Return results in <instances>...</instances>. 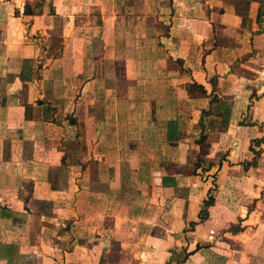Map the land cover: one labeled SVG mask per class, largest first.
<instances>
[{"label": "crops", "instance_id": "1", "mask_svg": "<svg viewBox=\"0 0 264 264\" xmlns=\"http://www.w3.org/2000/svg\"><path fill=\"white\" fill-rule=\"evenodd\" d=\"M262 136L264 0H0V264H239Z\"/></svg>", "mask_w": 264, "mask_h": 264}, {"label": "rangeland", "instance_id": "2", "mask_svg": "<svg viewBox=\"0 0 264 264\" xmlns=\"http://www.w3.org/2000/svg\"><path fill=\"white\" fill-rule=\"evenodd\" d=\"M53 25H54V27L56 26V27H59V28H57V31H55V32H53V38H54V40L55 41H57V43L59 42V40H60V37H61V34L62 33H60L59 32V30L58 29H60V27H62V25H63V19H62V17L60 18V17H55L54 18V21H53ZM44 41V40H43ZM50 41V39H48V40H45V43L46 42H49ZM55 52V54L56 53H58V50H55V51H52V53H54ZM42 53V52H41ZM28 62H27V66H28ZM25 65V70L27 69V66ZM29 72V71H28ZM27 72L25 71V74H23V73H20L19 74V78L20 79H22L23 77L22 76H24L25 75V77L27 78ZM29 78V77H28ZM263 137V136H262ZM262 145V144H261ZM255 146V149H260L261 148V150H260V153L259 154H255V153H253V159L255 158V162H254V164H256V162H257V160H258V158L260 157V155H261V153L263 152V148H262V146ZM197 161L200 163V161L202 160V158L200 157H197ZM197 163V162H196ZM214 175V174H213ZM28 184L26 183V186H27ZM215 190V189H214ZM219 197H221V198H219L218 199V201H219V203H221V205H223V204H225V202H227L228 200H229V198L230 197H228V196H225V194H221ZM228 199V200H227ZM225 206H227V204L225 205ZM233 211H234V208H233ZM248 212L249 211H247V215H248ZM256 213L253 215L254 216V218H256V217H262V215L264 214H260V213H258L257 211H255ZM220 211L219 210H217L216 212H215V217L213 218L212 217V219L213 220H211V225L212 226H210V228L211 229H213L212 230V232H213V234H212V236H211V238L212 239H216L217 240V242H219V244L218 245H222V246H224V247H228V248H232L233 246H235V247H238V246H240V245H238V244H234V242H229V235L230 234H233V233H237L238 231H242L243 230V227H241V222H240V219L238 218V219H236L237 221H236V224L235 223H233V224H227L226 222H225V220H221L220 218H221V216H220ZM243 213H245V212H243ZM247 215L245 216V217H243V218H246L247 217ZM224 218H226V217H224ZM242 218V219H243ZM227 219V218H226ZM241 219V220H242ZM223 221V222H222ZM228 221H230V220H228ZM254 221H255V219H254ZM222 223V225H220ZM258 225V223H256L255 224V226H251L249 229H247L249 232L250 231H252V230H255L256 228V226ZM199 228V227H198ZM198 228H196L195 229V226L194 227H191V225L189 224V225H187L185 228H183V230L181 231L182 232V234L184 235V238H185V241H186V246H182L181 247V249H178V251L177 250H175V253H173L172 254V256H171V258H169V263L170 264H177V262H179V261H181V262H183V261H185L187 258H188V255H189V252H187L186 251V249H187V246L189 245V243H191L192 242V240L194 241V242H197V241H199L198 243H201L202 245L204 244V242H206V240H201V239H203L204 238V234L206 233V230H207V227H204V228H200V229H198ZM245 228V227H244ZM199 230V231H198ZM255 233V234H254ZM229 234V235H228ZM251 234H254L255 235V241H250V237L249 238H247V241H250V243H248V244H245L243 247H242V249H244L243 251H242V253L241 252H239L238 250H232L233 252H231L232 253V255H233V257L234 256H237V257H240L239 258V264H264V242H262L263 241V239H264V236H262L261 235V232H258L257 233V231H254V232H252V233H250V235ZM43 235V234H42ZM247 235H248V233H247ZM195 237V238H194ZM197 237V238H196ZM199 239V240H198ZM253 239V238H252ZM42 241H44L45 242V238L42 236V239H41ZM238 243V242H237ZM251 243H254V244H252L251 245V248H253L254 246H259V250H258V252H256V253H254V255H255V258L254 259H252L249 255H251V252L250 251H246L245 249L246 248H244V247H247V246H249ZM41 246H40V249H43L42 248V246L43 247H45V244H42V242L41 243H39ZM208 244H215V242H213V240L210 242V243H208ZM200 246L199 245H197V243H196V245H195V249L197 248H199ZM248 249H250V248H248ZM57 252H59V251H57ZM190 253H192V252H190ZM238 253H241V254H238ZM50 255V254H49ZM258 257V259H259V261H258V259H256ZM44 261L45 260H43V263L42 264H44ZM63 263L64 264H69V263H66L64 260H63ZM59 264H61V262H59ZM71 264V263H70ZM72 264H78V263H72ZM231 264H235V263H231Z\"/></svg>", "mask_w": 264, "mask_h": 264}, {"label": "trees", "instance_id": "3", "mask_svg": "<svg viewBox=\"0 0 264 264\" xmlns=\"http://www.w3.org/2000/svg\"><path fill=\"white\" fill-rule=\"evenodd\" d=\"M28 10L29 9L27 8V5H26L25 6V12H28ZM27 62L28 61H25L24 62L25 65L27 64ZM199 87H200V89H202L201 86H199ZM202 91H203V89H202ZM252 142H253V144H251L249 146V149L253 153L259 154L261 148L257 150V149H255V146H260L261 144L264 143V136L263 137H260V138H257V139H254ZM254 162H255V158L253 159V164H254ZM212 176L214 177V175H212ZM213 177H212V182L214 181V178ZM211 189H213V187H211ZM209 191H211V190H209ZM206 198L207 199L204 200V208L202 210H200V212L198 214V219H199L200 222L203 221V220H205L208 217V210H207V208H208V206H210V205H212L214 203V195L212 193H209ZM195 224H196V222H190L191 227H194Z\"/></svg>", "mask_w": 264, "mask_h": 264}]
</instances>
